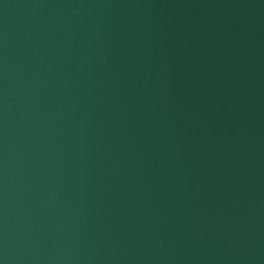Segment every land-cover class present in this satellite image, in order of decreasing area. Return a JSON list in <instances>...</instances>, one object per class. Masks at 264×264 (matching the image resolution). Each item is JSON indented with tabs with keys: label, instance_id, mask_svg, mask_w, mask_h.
Here are the masks:
<instances>
[{
	"label": "water",
	"instance_id": "obj_1",
	"mask_svg": "<svg viewBox=\"0 0 264 264\" xmlns=\"http://www.w3.org/2000/svg\"><path fill=\"white\" fill-rule=\"evenodd\" d=\"M0 264H264V0H0Z\"/></svg>",
	"mask_w": 264,
	"mask_h": 264
}]
</instances>
